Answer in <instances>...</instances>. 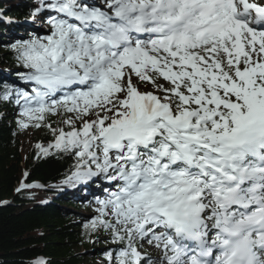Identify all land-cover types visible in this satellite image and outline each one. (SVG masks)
Instances as JSON below:
<instances>
[{
  "label": "snow or ice",
  "instance_id": "6c2138e0",
  "mask_svg": "<svg viewBox=\"0 0 264 264\" xmlns=\"http://www.w3.org/2000/svg\"><path fill=\"white\" fill-rule=\"evenodd\" d=\"M37 17L47 34L9 45L31 91L0 100L51 135L36 159L73 158L64 184L110 185L83 226L117 245L107 264H264V0H41Z\"/></svg>",
  "mask_w": 264,
  "mask_h": 264
},
{
  "label": "trees",
  "instance_id": "16d2710c",
  "mask_svg": "<svg viewBox=\"0 0 264 264\" xmlns=\"http://www.w3.org/2000/svg\"><path fill=\"white\" fill-rule=\"evenodd\" d=\"M40 2L0 0V95L5 85L14 91L20 88L31 91L17 75L24 69L16 66L9 45L33 35L28 29L29 21L33 20L28 17L33 6H39ZM16 110L14 97L10 101L0 100V202H7L0 203V264H32L38 258L49 264H98L100 259L107 264L105 252L110 249L101 240L107 234L100 237L84 234V224L94 218L84 215L87 204L78 203L85 191L72 190L63 183L72 170L73 158L56 154L36 159L32 147L25 152ZM49 119L55 127L57 117ZM51 138L42 128L37 142L47 145ZM25 171L29 173L25 182L41 187L17 193L15 189ZM116 248L117 245L112 250Z\"/></svg>",
  "mask_w": 264,
  "mask_h": 264
},
{
  "label": "rangeland",
  "instance_id": "374dc122",
  "mask_svg": "<svg viewBox=\"0 0 264 264\" xmlns=\"http://www.w3.org/2000/svg\"><path fill=\"white\" fill-rule=\"evenodd\" d=\"M93 1L99 3V0H93ZM90 2H91V0H90ZM33 27H36V26L33 25ZM38 27H39L38 28L39 31H41V29L43 28V25L40 24V23H38ZM37 34L40 35L39 32ZM18 113H19V111L17 112V115H18ZM39 134H40V129H38V130L37 129H28V130H25V131H21V137L23 138V140L25 142V145H26L25 152H27L31 147L34 150V152H36L35 145L37 143H40V142H37V137H38ZM45 146H47V145H45ZM100 199H104V198H100ZM96 200L97 199H94L93 198L92 199V202H90V206L91 207L88 210L87 215H91V216L97 215V213L95 211L96 208L98 207V204H97V201ZM107 240L108 239H106V238L103 239V242H104V244H105L106 247H107L108 244H110L109 242H107ZM145 249L147 250L146 245H145ZM98 263L99 264H102V261L100 260Z\"/></svg>",
  "mask_w": 264,
  "mask_h": 264
},
{
  "label": "bare ground",
  "instance_id": "6f19581e",
  "mask_svg": "<svg viewBox=\"0 0 264 264\" xmlns=\"http://www.w3.org/2000/svg\"><path fill=\"white\" fill-rule=\"evenodd\" d=\"M91 2H94V1L91 0ZM146 248H147V251L148 252L152 253V255H153L154 258H157L158 257L159 253H158L157 250H155V249H153V248H151V247H149L147 245H146Z\"/></svg>",
  "mask_w": 264,
  "mask_h": 264
}]
</instances>
